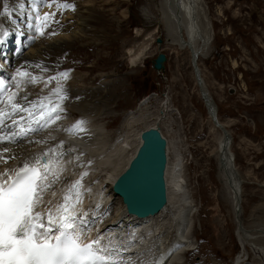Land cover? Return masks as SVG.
<instances>
[{
	"label": "rangeland",
	"instance_id": "1",
	"mask_svg": "<svg viewBox=\"0 0 264 264\" xmlns=\"http://www.w3.org/2000/svg\"><path fill=\"white\" fill-rule=\"evenodd\" d=\"M57 2L74 5V10L69 8L72 14L80 10V14L87 20L83 26L87 33L82 39L75 40L72 48L62 51L60 58L51 56L47 64L50 69L45 75L46 79L38 84L44 88L48 86V89L61 85L89 91L108 82L106 86L109 87V93L105 96L111 98L108 106H111L113 112L102 116L93 115L92 112L84 116L86 119H81V115L76 114L66 120L63 112L51 115L52 118H41L39 114L45 108H35L36 112L30 110L33 111H29L32 115L27 112L22 123L30 126L35 123L33 131L28 133L32 141L27 149L32 156L37 151L46 153L48 149H52V144L60 140L58 136L63 131L68 132L64 135L66 139L70 136L72 139L79 137L82 142L78 147L80 151L74 149L78 154H71L73 156L65 161L66 165L58 170L62 171L58 176L69 179L67 184L72 186V179L76 182L83 173H88L81 181L85 180L91 187L90 191H84L88 190L84 187L86 184L78 187L83 188L80 200L89 199V195L97 190L95 183L89 184L94 182V177L97 179L104 175L109 167L103 166L101 161L110 153L113 154V151L116 152L113 146L120 145L124 137L122 132L120 135L118 132L125 113L135 111L142 104L139 112L142 121L137 122L135 128L140 130L147 124L156 122L168 142L172 141L175 148L169 152V160L174 161L175 154H178L183 161L182 178L186 195L178 198V210L170 206L169 210L158 214L155 220L139 226L138 231L134 230L135 236L132 238L137 245L132 249H142L143 252L138 250L139 254L142 253L135 257L137 260L134 258L136 263H133L132 258L131 263L127 260L128 264H153L156 244L163 249L176 239L183 242L182 238H186L187 243L182 245L178 258L175 256L172 263L168 264H234L238 256L243 259L240 264H264V0H196L204 15L203 22L209 24L213 34L209 55L199 57L197 63L204 85L216 104L218 119L226 124L225 127L230 132L228 148L233 156V175L236 182L238 175L241 188V204L237 207L239 220L233 211L231 193L222 182L217 161L213 157L219 133L215 130L213 121L208 118L204 101L198 93L188 52L170 44L169 35L161 23L159 28L156 25L148 27V24L160 22L157 9L159 0ZM86 2L91 3L90 6L87 7ZM2 3L3 10L5 6H10V0H2ZM65 10L68 9H57L54 6L50 11L56 12L54 19L58 23L51 22L43 27L47 29L46 37L63 30L70 35L79 31L75 18L70 22L63 20L61 16ZM144 13L150 15H147V20ZM37 23V28H40L39 21ZM156 37L163 42L156 44ZM144 44L148 50L140 66L131 67L128 64L127 50L130 48L138 51ZM157 52H162L167 57L164 69L159 72L153 70L150 64ZM0 58V67L4 68L5 53L0 52ZM62 72L72 74L75 79L71 81L69 75L67 79L60 78L58 73ZM47 76H57V79L48 82ZM144 98L147 100L140 103ZM42 103L41 105L46 104ZM57 115L59 119H56ZM29 117L36 118L29 120ZM78 121H84L83 130L72 127ZM24 123L23 128L26 126ZM63 143L57 148H62ZM129 145L133 148L134 141ZM129 145L125 149L130 153L132 148ZM48 159L50 160L49 156ZM17 162L16 165L19 163ZM83 164H93V169L87 168L80 177H72L75 169ZM59 186L60 184L57 187ZM50 195L47 194V197ZM47 197L50 207H53L55 198ZM63 198L64 196L58 198V201ZM183 200L188 206L190 204L185 211L189 215L188 220L186 214H180L182 208H185ZM90 203L101 206L112 203L110 210H117L121 205L120 199L114 197L110 190L101 194L96 203L92 200ZM90 212L92 213L91 209ZM105 212V217L112 216L111 211ZM95 220L96 223L89 230L101 229L97 225L102 224L101 217ZM184 222H188L189 226L186 227L187 223ZM118 224L122 226L121 221ZM176 226L180 233H184L176 235ZM243 229L249 237L246 245L244 237L240 236ZM121 249L123 251V247ZM242 249H245L247 256L242 253Z\"/></svg>",
	"mask_w": 264,
	"mask_h": 264
},
{
	"label": "bare ground",
	"instance_id": "2",
	"mask_svg": "<svg viewBox=\"0 0 264 264\" xmlns=\"http://www.w3.org/2000/svg\"><path fill=\"white\" fill-rule=\"evenodd\" d=\"M48 2L49 0H10V6L8 7V11L10 14L5 15L4 10L2 9V5H3L2 0H0V33H2L5 30H7L8 32L7 36L0 35V41H2L0 42V52L5 53V62H6L4 68L0 67V81H4V85H6L8 88V92H6L4 85H0V111H3L4 113L7 114L4 117V125L0 126V128H2V133L5 135L9 134L10 132L19 133L21 132V130L27 132L26 135L17 136L14 142L12 143H7V142L0 143V149H2L3 147H8L10 149L9 153H6L5 156L16 157L15 159L9 160L8 163H6L5 169L9 167H11L12 170L17 169L21 167L25 162L32 164L35 162V158H37L38 155H44V152H41L35 154V156H32V153H30L29 150L27 149V146L32 141L31 136H29L28 133L33 131V127L35 128V123H31L33 126H30L23 122L26 125L23 128L22 121L25 118L26 113L27 112L29 113L30 110H35V108H37L38 110L39 108H45V111L47 110V112H49V110L52 107H54L56 104H59L60 108H62L63 110L60 111L58 109L57 112L51 113V115H55L58 112H63L66 114L65 115L66 120L71 119L76 114L81 115V119H82L85 118L84 116H86V114H90L92 112L93 115H98V116L106 115L113 112L111 106H108L110 104L109 101L111 98L105 96V94L109 93V87L108 85L106 86L108 82H106V84H104L102 87L93 88V90L91 89L89 91L82 90L80 88L74 89L69 86L62 87L61 85H59L62 88L61 94L65 97L63 100H60L57 95H53V90L58 85L48 89V86L47 88H44L43 85L40 86V83L38 84V82H41L43 79H46L45 75L50 69L49 66H47V64L51 56L56 55V57L60 58L63 54L62 51L72 48L73 47L72 43L75 40L84 37L85 36L84 34L87 33L85 31V28L83 27L86 25L87 20L80 14L79 12L80 10H76V12H74L73 14L69 10H65L61 17L63 18L64 21L66 20L69 21L72 18H75V22L77 23V27L79 31L76 30V32L70 35L68 33L63 32L64 31L63 30L62 32H58L54 36L46 37L47 36L46 34H48L47 29L43 28L44 35H41L40 34L41 28H37L38 21L40 24V20L37 19V17L38 16L42 17L45 12H50L53 10L52 9L53 7L49 8L47 6ZM87 2L86 5L88 7L90 6L91 3L87 4ZM198 5L199 4L196 2V0H159V4L157 7L159 12L160 22L158 21L156 27L159 28V25L161 23L164 31H166L167 35H169V37L168 36L167 37L170 41V44L175 45L180 49H183L186 52H188V56L191 59L192 67H193V56L196 57L195 58L196 65L198 66L197 60H199V57L204 58L207 57V55H209L210 52L209 48H210V43L212 42L211 40L213 35L210 26H208L209 24L203 22L204 20L202 18L204 15H202L201 8ZM145 14H146L145 19L147 20L148 14L144 13V15ZM138 33L139 31L136 32V34ZM146 38L147 37H145V39ZM162 42L163 40H161L160 44ZM144 45L145 46L142 48L139 47L140 49H138V51L130 48L129 50H127L128 52H126V55H128V64H130L131 67L140 66V63L145 56L146 50H148L146 44ZM37 65H39V67H37ZM17 69H20L21 71H26L30 74L31 77H35L36 78L35 82H32L28 76L16 77V80H13L12 77L16 76ZM192 72L194 76V71L192 70ZM69 77L70 80L75 79V76H72V74L69 75ZM17 81H19V87H16ZM195 82L197 84L196 79ZM197 87H198V93L202 98L201 95L202 91L198 86V84ZM10 92L17 93L12 103H19L23 108L27 109V111H17V112L12 111L11 103L7 99V96ZM145 100L147 99L144 98L140 103L145 102ZM42 102L46 104L41 105L43 104ZM206 105H205L206 109H210L209 103H207ZM141 106L142 104H140L135 111H129L125 113L120 123L119 132H118V135H120L121 134L120 132H122L124 134V137L120 142V145L116 144L117 146H113L116 152L114 153L113 151V154L111 153L109 155L106 154L107 156L103 159V161H101L103 166H109L108 170L105 169L106 170L105 174L100 177L98 176L99 178L95 179L94 177V182L89 184V185L91 184L93 185L95 183L97 187V190L94 192V194L89 195V199L94 201L95 203L97 202V199L100 198V195L103 194L104 192L110 190V193H112L111 189H109L111 187V183L114 180V178L121 171H123L126 164L133 156L134 151L139 143V139H138L139 132L147 127H158L160 129V127L157 126L156 122H153L147 124V126L143 129L136 130L135 124L137 122L142 121L139 118V112ZM96 108H98L99 110H97ZM167 111L169 112V110ZM35 118L36 117L32 119L35 120ZM208 118L212 122L210 114L208 115ZM28 119L32 120L30 119V117ZM13 120H15L16 123H13ZM64 121L62 122L66 123ZM221 124L223 125V127H225L226 125L224 122H222ZM214 128L215 130L217 129L219 134L218 137L216 138V143H215L216 148H215V152L213 153V157H215V160L217 161L219 176L222 182L225 184L227 190L231 193V199H232L231 201L233 203V211H234L235 207L237 209V207L239 206L238 199L241 198L240 197L241 188H240V183H239L240 181L238 179L239 178L238 175H237L238 183L235 181L234 178L235 175H233V171H235L232 164L233 156H231V154L229 153V148H228V145L230 143V137H229L230 132L227 131L229 135L226 137L219 127L214 125ZM71 129L70 132H73V130L71 131ZM65 132L63 131V133L58 136V138H60L59 141L54 142L53 143L54 145L52 144L53 146L52 149H55V153L53 152L50 153L49 151L50 149H48V155L45 156L46 161L49 162V174L46 183L51 184V187L47 188L43 192L41 202L37 207L41 213H46L49 209H51L54 217L58 215L57 209L63 203V200L58 201V198L68 194L69 189L72 188V186H68L67 184L69 179L58 176L61 175L62 173V171H58V170H60L63 166L66 165L65 161L68 160L69 157L73 156L71 154H74V152L75 154L77 153L76 151H74V149H78L79 152L80 150L78 147L79 145L80 146L82 145V142L78 139L79 137L72 139L71 136L69 135L70 137L67 136L68 138L66 139V136L64 135H67L68 132L67 133ZM160 132L164 136L161 130ZM87 138L89 139L91 137H87ZM165 139L167 138L165 137ZM132 141H134L133 148L130 147L129 145V143H131ZM51 142L53 141L51 140ZM60 143L64 144L63 147L57 148V146H59ZM126 145H129V147L132 148L130 153L126 151L125 148H128ZM172 148H175V146L173 145L172 141L168 142L167 139L168 161H167V170H165V185H167V205H165L164 208L154 216L138 219L133 216L127 215L124 212V207L122 204L117 208V210L115 208L113 210L112 209L110 210L112 203H109L104 206H101L99 204L94 205L93 203H90V200L88 198H85L80 203H78L77 206H75L76 210L80 214H83L84 212L88 213L87 216L88 225L81 237V242H83L86 239H90V238L96 239V237H100L99 247L106 250L102 254L108 256L110 261H115V260L117 261L118 259H120L118 262L120 264H124V263L128 264L129 262L131 263L130 260L132 258L134 259L139 254L138 250L143 252L142 249H132V247H135V245H137L134 242L135 240L133 239L135 236L134 230L135 229L137 230L142 225L149 224L150 221L156 219L158 214L161 215L163 214L164 211L169 210L170 206H174L178 210L177 207L178 198L179 199L184 198L186 195L185 184L182 178L183 161L181 160L178 154H175L174 161L171 162L169 160V152L172 150ZM126 152L128 153L126 154ZM57 154H63V155H57ZM48 156L50 160L48 159ZM113 157L115 158L113 159ZM16 162L18 163L17 165L15 164ZM2 164L3 163L0 162V168ZM76 164H74L75 167ZM92 165L90 166H87L86 164L80 165L78 168L75 169L73 176L72 175L71 176L75 178L80 177V174L82 172L87 171V168L92 170L93 169ZM5 169H1V170H5ZM41 171H43V169H41ZM57 176L58 178H56ZM98 180L99 183H96V181ZM58 184H60L59 187H57ZM71 184L74 185L75 180L72 179ZM85 184H86L85 180H83L81 181L80 185L84 186ZM84 187L88 189V190H84L87 193L91 189V187L88 186L87 184ZM82 190L83 188H79V187L77 189H73L72 196L69 200V204H71L76 199V192H79L80 194ZM47 194H51V195L47 197ZM46 197L55 198L53 200L54 201L53 207H50L49 205L50 200H47ZM85 197L88 196L85 195ZM185 202L183 200L185 208H182V210L180 211V214L184 213L183 216H185L186 214L185 211L188 206L187 202L186 203ZM90 209L92 210L93 214L90 212ZM106 210L111 211L110 214L112 216L110 218L105 217L106 214L104 216V212ZM114 210L116 212H114ZM170 215H171V211H170ZM188 216L189 215L186 214L187 220H188ZM100 217L102 224L100 225V223H98L97 225H99L98 228L101 229L98 231L95 229L96 230L95 231L94 228H91V230H89L90 227L96 223L95 219L96 218L100 219ZM120 221L122 222V226L118 224ZM184 223H187L185 224L186 227L189 226L188 222H184ZM148 226L149 225H147V227ZM175 232L176 235H178V233L181 232L177 226ZM183 233L184 232L182 231V233L180 234ZM240 236H242V238L244 237L243 240H245L244 244L246 245L248 243L247 239L249 237L247 232L244 233V229L242 233H240ZM182 240L183 242L176 239L172 243L165 246L163 249L162 247L159 246V244L158 245L156 244L153 250L155 252L153 256L155 263L153 264L172 263V260L175 256L177 259L178 258L177 254H179V252L181 251L182 245L187 243L186 238H182ZM242 246L243 245L241 244V248ZM121 247H123V251ZM131 249L132 251H129ZM242 253L243 254L245 253V256H247V252H245V249H242ZM163 257H165V259L162 261ZM135 259L133 263H136ZM127 260L129 262H127ZM242 261L243 259L240 256H238L234 264H240Z\"/></svg>",
	"mask_w": 264,
	"mask_h": 264
},
{
	"label": "snow or ice",
	"instance_id": "3",
	"mask_svg": "<svg viewBox=\"0 0 264 264\" xmlns=\"http://www.w3.org/2000/svg\"><path fill=\"white\" fill-rule=\"evenodd\" d=\"M53 5L57 9L72 8L74 10L75 8L74 5L49 0L47 6L52 8ZM4 14H10L7 6L4 7ZM55 16L56 12L53 11L45 12L42 17H37L40 20L41 35H44L43 27H47L51 22L58 23L54 19ZM0 35L7 36V30ZM68 75V72L58 73V76L63 79H67ZM25 76H28L32 82L36 80L28 72L20 69H17L16 76L12 79L16 80V77ZM56 79L57 76L49 77L48 82ZM0 85H4V81H0ZM4 87L8 92L7 86L4 85ZM16 87H19V81ZM61 92L62 88L58 85L53 90V95L63 100L65 97ZM16 95V92H10L7 96L12 111H27L19 103H12ZM58 109L63 110L59 104H56L49 112L42 111L39 115L41 118L45 116L51 118V113L57 112ZM6 115L0 111V126L4 125ZM29 115L31 116L32 113ZM56 119H59L58 115ZM13 123L16 121L13 120ZM83 123L84 121H78L73 128L82 130ZM26 134V131L21 130L19 133L10 132L5 135L0 128V143H12L17 136ZM9 151L8 147L0 149V162L6 164L9 160L16 158L5 156ZM49 151L55 153V149ZM47 155L48 152L44 153V156ZM48 174L49 162L42 163L40 157L35 158L32 164L25 162L17 169H5L0 172V264H116L102 254L106 250L99 247L100 237L89 243L81 242V237L88 225V213L80 214L75 208L76 204L81 202L79 192H76V199L71 204L69 200L73 189L78 188L83 175L87 173H83L81 179L77 180L64 196V202L57 209V216H53L51 209L46 213L35 210L41 202L43 192L51 187V184L46 183Z\"/></svg>",
	"mask_w": 264,
	"mask_h": 264
},
{
	"label": "water",
	"instance_id": "4",
	"mask_svg": "<svg viewBox=\"0 0 264 264\" xmlns=\"http://www.w3.org/2000/svg\"><path fill=\"white\" fill-rule=\"evenodd\" d=\"M154 42L159 44L161 39L156 37ZM195 58L193 56V71L202 91V98L206 104L209 103L208 111L213 122L227 137L229 134L217 120L215 104L204 87ZM164 61L165 55L162 52H157L150 64L155 71H160L164 68ZM138 139L139 143L133 156L123 171L114 178L110 189L120 199L127 214L143 219L154 216L167 205V185H165V170H167L168 161L167 139L162 136L158 127H147L141 130ZM234 212L239 220L236 207Z\"/></svg>",
	"mask_w": 264,
	"mask_h": 264
}]
</instances>
